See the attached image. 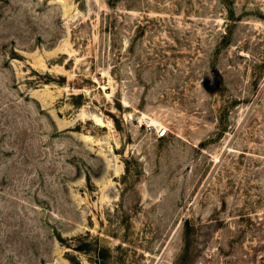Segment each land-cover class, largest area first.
<instances>
[{"label":"rangeland","instance_id":"rangeland-1","mask_svg":"<svg viewBox=\"0 0 264 264\" xmlns=\"http://www.w3.org/2000/svg\"><path fill=\"white\" fill-rule=\"evenodd\" d=\"M0 264H264V0H0Z\"/></svg>","mask_w":264,"mask_h":264},{"label":"built area","instance_id":"built-area-1","mask_svg":"<svg viewBox=\"0 0 264 264\" xmlns=\"http://www.w3.org/2000/svg\"><path fill=\"white\" fill-rule=\"evenodd\" d=\"M167 132H168L167 129H161L158 134L159 138H165L168 134Z\"/></svg>","mask_w":264,"mask_h":264},{"label":"trees","instance_id":"trees-1","mask_svg":"<svg viewBox=\"0 0 264 264\" xmlns=\"http://www.w3.org/2000/svg\"><path fill=\"white\" fill-rule=\"evenodd\" d=\"M80 251H82V250H80Z\"/></svg>","mask_w":264,"mask_h":264}]
</instances>
